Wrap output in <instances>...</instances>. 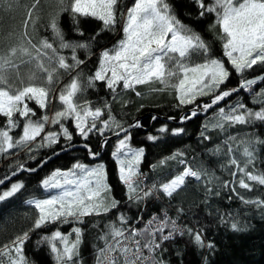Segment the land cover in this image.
I'll list each match as a JSON object with an SVG mask.
<instances>
[{"label":"snow or ice","instance_id":"6c2138e0","mask_svg":"<svg viewBox=\"0 0 264 264\" xmlns=\"http://www.w3.org/2000/svg\"><path fill=\"white\" fill-rule=\"evenodd\" d=\"M7 2L11 8V0ZM195 3L200 17L213 15L211 28L219 29L223 56L230 68L241 77L257 67L264 73V0H195ZM39 4L40 0H32L23 21V30L6 50L0 49V155L10 154L17 149L33 153L60 144L62 138L72 141L73 134L67 126L70 121L74 124V131L84 139L94 132L103 136L105 131L119 129L118 136L124 133L117 140L111 155L118 165V180L126 186L129 200H141L157 189L172 197L183 189L188 178L200 180L206 177L204 170L194 169L181 159L179 162L184 167L180 172L159 185L142 188L140 164L145 149L132 147L131 134L111 114V105L94 106L91 101H82L80 97L98 82L113 93L121 87L135 90L141 85L158 84L160 87L152 90H170L178 101L177 106L195 105L189 115L182 117L188 120L195 117L198 111L206 112L219 105L234 93L251 91L254 85H258V80L264 83V75L258 74V79H242L237 87L231 89L222 88L233 71L223 59L212 56L210 46L178 17L168 0H133L126 11H119L120 0H57V10L48 23L54 40L42 38L34 41L29 25L34 33L39 20L34 13ZM61 13L70 14L71 26L78 25L79 18H95L102 22L101 31H115L117 24L122 23L121 38L100 52L98 66L84 79L77 70L85 61L79 58L77 52H90V42L96 36L89 37L86 42L67 40L59 24ZM80 34L83 35L82 32ZM64 49L71 50L70 57L62 53ZM194 57H198V60ZM22 69L26 71L22 72ZM62 73L68 77L67 83L63 82ZM136 95L141 93L137 91ZM205 96L210 97L208 103L196 104L199 98ZM256 96L259 98L258 109L239 102L228 110L220 107L211 127L225 130L234 125L264 124V88ZM53 101L59 102V108L52 115L44 111L33 119L37 112L36 108L29 106L30 103L41 110H48ZM106 114L107 118H104ZM48 125L57 126L59 131H46ZM208 126L205 125V128ZM136 127H140L139 123ZM16 129H20L18 136L14 135ZM159 131L167 132L168 128L164 126ZM183 131V128H178L174 134L179 135ZM148 139L155 141L159 137L152 135ZM228 139L239 141L237 146H243L245 159L229 155L228 165L234 179L224 181L223 186L231 187L233 191L236 190L235 185L246 190H251L257 184L264 186V172L250 170V166L255 165L256 145H264V140L258 137L239 139L235 136ZM224 149L226 154L235 151L227 142ZM219 151L222 149L217 148ZM89 155L95 159L99 153L89 149ZM182 155H172L161 160L160 164ZM17 167L20 171H35L25 169L24 165ZM15 175L16 172H13L12 176ZM6 181L10 182V177L0 179V185ZM41 183L45 190L57 191L47 198L28 201L37 211L33 225L35 229L57 222L83 224L85 218L106 215L117 209L120 203L111 195L112 187L103 163L89 166L76 162L66 170L57 168ZM24 187L23 182H10L7 190L0 191V201L15 196ZM239 198L246 204L264 207V199ZM118 221L119 226L117 221H110L103 234L99 235L101 243L96 249L95 264H165L159 258L161 244L177 234L183 235L176 221L167 217L158 224L149 220L143 229L130 227L123 213L118 215ZM231 228L239 230L238 223H231ZM188 231L201 247H213L212 244H204L200 232ZM83 235L84 229L76 226L67 233L55 230L44 238L55 254L56 264H78ZM28 239V232H24L0 245V264H29L23 252Z\"/></svg>","mask_w":264,"mask_h":264},{"label":"trees","instance_id":"16d2710c","mask_svg":"<svg viewBox=\"0 0 264 264\" xmlns=\"http://www.w3.org/2000/svg\"><path fill=\"white\" fill-rule=\"evenodd\" d=\"M32 0H11V8L7 0L0 2V49L6 50L10 43L15 42V37L23 30V21L27 8L31 6ZM133 0H120L119 11H126ZM178 17L197 33L210 46L214 58L223 59L228 65L226 57L223 56V41L219 39V29L213 30L211 25L214 17L206 14L200 17L198 5L195 0H168ZM57 0H40L37 12L39 16L36 31L30 34L34 41L42 38L54 40L48 23L51 15L57 10ZM69 13H61L59 24L64 31L65 38L73 42H86L89 37L96 36L91 41V51L78 50L77 55L85 63L77 70L82 73V79L91 75L98 66L99 54L105 48L113 46L122 36V23H118L115 31H101L102 22L95 18H79L78 25L71 26ZM83 33L81 35L80 33ZM99 33V35H97ZM11 34V37H10ZM66 56H71L70 49L62 50ZM197 59L198 57H194ZM71 63L72 61L69 60ZM230 68V66H229ZM230 71H233L230 68ZM262 75L260 68L246 72L243 77L233 71V75L222 88L231 89L238 86V81ZM63 82H68V77L63 75ZM160 85H141L135 90L118 88L115 93L106 88L103 83H97L94 88H88L80 97L89 100L94 106L103 107L104 104L111 105V114L126 128L135 121H139L140 127L130 131L131 145L133 148L143 147L144 158L140 164L141 187L151 188L153 184L159 185L166 182L173 175L180 172L184 165L179 161L183 159L194 169H201L207 173L200 180L188 178L186 185L172 197H167L160 190L153 191L152 195L141 200H129L127 189L118 180V165L111 153L115 150L117 137L109 140L103 156L98 160H90L88 151L85 149H72L58 155L48 165L36 173H23L11 182H23L25 187L15 196L0 201V245L10 242L17 235L28 232L29 239L25 241L23 252L29 264H56L55 254L44 239L55 230L67 233L72 227L84 229L83 242L78 257V264H95L96 249L101 243L99 235L107 228L110 221H117L118 215L123 213L130 227L143 229L149 220L158 224L164 217L176 221L183 235L177 234L171 240L163 242L159 251V258L165 264H264V207L255 204H246L245 200L264 199V186L254 185L251 190L224 187V181H232L234 178L228 165L229 155H235L238 159H245L242 155L243 146L238 142L229 141V137L235 136L239 139L258 137L264 140V124L256 122L254 125H234L226 127L225 130L214 129L211 123L215 121L218 109L224 107L228 110L235 103H244L249 108L258 109V97L256 93L264 88V83L258 82L251 91L242 90L227 98L224 103L215 108L206 117H197L186 120L182 124L170 122L167 119H177L182 113L190 111L195 105L177 106L178 101L170 90L153 91ZM141 95L137 96L136 92ZM210 97H201L196 104L208 103ZM39 109L34 103L30 107L36 108L37 115L33 119L47 111L52 115L51 109ZM58 109V106L55 108ZM155 117V119H154ZM104 118H107V114ZM205 125H209L205 128ZM69 130L73 134V140L67 141L63 138L60 144L51 148H41L33 153L26 150H13L7 155H0V179L10 175L18 169V165L37 167L48 156L64 151L66 148L77 144H86L97 152L101 146L102 139L119 131H105L103 136L97 133L91 134L87 139L80 137L74 131V124L67 122ZM167 126L168 131L161 133V127ZM183 128L179 135L174 130ZM46 131H59L55 125H48ZM204 133L202 136L201 133ZM20 129L14 130L18 136ZM158 136L159 139L152 141L149 136ZM210 137V138H209ZM39 140V138H38ZM230 143L235 149L234 153L226 154L225 143ZM217 148L222 151L217 152ZM256 160L254 167L250 170L264 172V145H256ZM177 153L175 160H168L166 164H160L161 160ZM85 164L103 163L108 172V183L112 187L111 195L120 203L117 209L102 216L85 218L83 224L71 222L63 224H46L40 229L34 228V219L37 211L34 205L28 201L33 199H44L52 195V190H45L41 181L57 169H68L73 163ZM156 165L155 168L152 166ZM234 170V169H232ZM10 186V183L0 188V191ZM238 223L239 230H233L231 223ZM201 233L204 244H212L213 247H201L192 234L188 231Z\"/></svg>","mask_w":264,"mask_h":264},{"label":"water","instance_id":"95a60500","mask_svg":"<svg viewBox=\"0 0 264 264\" xmlns=\"http://www.w3.org/2000/svg\"><path fill=\"white\" fill-rule=\"evenodd\" d=\"M264 75V74H262ZM253 78H257L258 79V76L256 77H253ZM259 82V80H258ZM227 99V98H226ZM225 99V100H226ZM225 101H222L220 102L219 105L217 106H214L212 109H209L207 110L206 112L205 111H198V114L195 116V117H192L191 119H194V118H197V117H206L207 115H209L215 108L219 107L222 103H224ZM191 112L190 111H187V112H184L182 113L177 119H167L168 121L170 122H174L176 124H182L184 123L186 120H183L182 117L186 116V115H189ZM189 120V119H188ZM139 121H135L133 122L132 124H130L129 126H127L126 128L128 129V131L130 132L131 130L135 129L136 128V124L138 123ZM124 133H120L119 136L117 135V132L110 135V136H107L105 138L102 139V142H101V146L99 148V150L97 151L99 153V155L97 157H95V159L89 155V149L92 151V152H95L91 149L90 146L86 145V144H77V145H74V146H71L69 148H66L64 151H61V152H57V153H54L50 156H48L47 158H45L37 167H34V168H31L29 166H24L25 169H35V171H28V170H24V171H20V170H15L14 172H16V175L15 176H12V173L10 175H8V177H10V182L12 180H14L16 177H18L19 175L23 174V173H30V174H33V173H36L38 170H40L41 168H43L44 166L48 165L51 161H53L58 155L62 154L63 152L65 151H69V150H72V149H78V148H81V149H85L88 151V155H89V159L90 160H98L100 159L102 156H103V153H104V150H105V147L107 145V143L109 142V140H112V139H115L117 137H121L123 136ZM107 141V143L105 144L104 141ZM9 181H6L4 185H0V188L4 187L6 184L10 183Z\"/></svg>","mask_w":264,"mask_h":264},{"label":"rangeland","instance_id":"374dc122","mask_svg":"<svg viewBox=\"0 0 264 264\" xmlns=\"http://www.w3.org/2000/svg\"><path fill=\"white\" fill-rule=\"evenodd\" d=\"M29 30H31V25H29ZM22 72H24V71H26V69H22L21 70ZM54 102V101H53ZM53 102L51 103V104H53ZM58 106V108H59V104L57 105V104H54V108H52L51 109V111H52V113L56 110L55 108ZM96 164H98V163H96ZM89 166H95V165H93V164H88ZM19 182H21V181H19ZM8 188V187H7ZM7 188H5V189H3V190H7ZM2 190V191H3ZM52 190V195H54L55 193H56V191L57 190H55V189H51Z\"/></svg>","mask_w":264,"mask_h":264}]
</instances>
